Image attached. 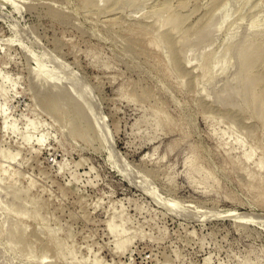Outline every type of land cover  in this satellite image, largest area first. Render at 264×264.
Returning a JSON list of instances; mask_svg holds the SVG:
<instances>
[{
    "label": "rangeland",
    "instance_id": "1",
    "mask_svg": "<svg viewBox=\"0 0 264 264\" xmlns=\"http://www.w3.org/2000/svg\"><path fill=\"white\" fill-rule=\"evenodd\" d=\"M252 46L264 0H0V264H264Z\"/></svg>",
    "mask_w": 264,
    "mask_h": 264
},
{
    "label": "bare ground",
    "instance_id": "2",
    "mask_svg": "<svg viewBox=\"0 0 264 264\" xmlns=\"http://www.w3.org/2000/svg\"><path fill=\"white\" fill-rule=\"evenodd\" d=\"M173 12V11H172ZM176 22V21H175ZM174 22V23H175ZM170 24V23H169ZM176 25V24H175ZM168 27V26H167ZM175 28V27H174ZM173 28V29H174ZM172 29V31H173ZM177 29V28H175ZM170 32V31H169ZM186 32V31H185ZM160 39V38H159ZM162 41V39H161ZM163 43V42H162ZM250 46V45H249ZM245 51H249L250 53L244 56V54H242L243 58H246V65L244 66V69L246 67V69L249 68V70L251 68H253L252 66L260 60V58L264 57V49L260 50V48L252 46V47H246L244 48V52ZM240 52V51H239ZM241 53H242V49H241ZM176 62V61H175ZM243 63V61H242ZM243 63V64H245ZM174 67V66H173ZM245 69V70H246ZM246 76L243 82V88L241 89L245 95L247 94V97L250 96L249 98L245 97V95H243L244 99H249L251 102L249 103V105L251 107L254 108V117L256 119H258L260 122H262L264 124V93L261 90L260 83H261V76L260 75H255V74H251L250 76V72L246 71L245 72ZM239 89V88H238ZM240 90V91H241ZM65 95V94H64ZM52 96V95H51ZM63 97V96H62ZM242 98V99H243ZM51 99V98H50ZM59 99V98H58ZM67 99V98H66ZM239 100V99H238ZM58 101V100H57ZM61 101V100H59ZM64 101V100H63ZM67 101V100H66ZM248 102V100H247ZM58 103V102H57ZM65 103V102H64ZM49 104V103H48ZM245 104V103H244ZM65 104H63L64 107ZM58 106V104H57ZM67 106V105H65ZM69 106V105H68ZM67 108V107H66ZM65 109V108H64ZM59 111V110H58ZM61 112V111H60ZM63 114V113H62ZM60 115V114H59ZM66 116V115H65ZM62 119V118H61Z\"/></svg>",
    "mask_w": 264,
    "mask_h": 264
}]
</instances>
